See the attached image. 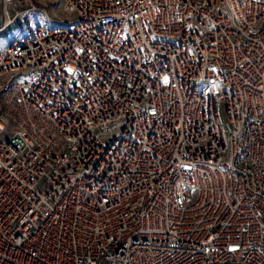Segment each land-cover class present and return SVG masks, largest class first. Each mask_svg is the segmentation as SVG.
Wrapping results in <instances>:
<instances>
[{
	"label": "built area",
	"instance_id": "1",
	"mask_svg": "<svg viewBox=\"0 0 264 264\" xmlns=\"http://www.w3.org/2000/svg\"><path fill=\"white\" fill-rule=\"evenodd\" d=\"M0 264H264V0H0Z\"/></svg>",
	"mask_w": 264,
	"mask_h": 264
},
{
	"label": "rangeland",
	"instance_id": "2",
	"mask_svg": "<svg viewBox=\"0 0 264 264\" xmlns=\"http://www.w3.org/2000/svg\"><path fill=\"white\" fill-rule=\"evenodd\" d=\"M11 33H12L11 30H7L4 33L0 34V48L3 47L6 44V42L8 41Z\"/></svg>",
	"mask_w": 264,
	"mask_h": 264
}]
</instances>
